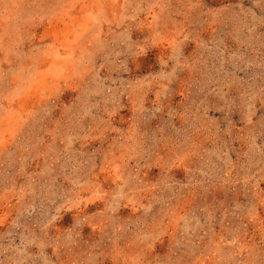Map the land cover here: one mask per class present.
Instances as JSON below:
<instances>
[{"label": "rangeland", "instance_id": "374dc122", "mask_svg": "<svg viewBox=\"0 0 264 264\" xmlns=\"http://www.w3.org/2000/svg\"><path fill=\"white\" fill-rule=\"evenodd\" d=\"M0 264H264V0H0Z\"/></svg>", "mask_w": 264, "mask_h": 264}]
</instances>
